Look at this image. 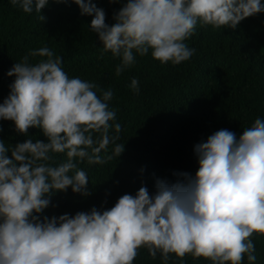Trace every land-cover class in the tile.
<instances>
[{"label":"clouds","instance_id":"obj_1","mask_svg":"<svg viewBox=\"0 0 264 264\" xmlns=\"http://www.w3.org/2000/svg\"><path fill=\"white\" fill-rule=\"evenodd\" d=\"M25 13L42 14L49 0H10ZM67 2V0H57ZM81 15L93 18L103 51L120 59L116 75L136 63V55L178 65L196 49L186 41L198 22L235 29L247 17L264 13L262 0H127L106 23L105 11L93 0H73ZM44 19L43 15L40 17ZM30 57H40L34 63ZM63 59L49 47L30 50L7 73L15 75L10 93L0 103V120L16 130L42 129L47 142L28 139L15 146L0 140V264H133L140 247L163 264L169 254L210 259L212 264H249L257 259L253 233L264 235V118L257 117L237 138L220 129L194 146L195 176L180 172L174 183L158 179L156 191L141 187L122 195L114 206L74 216L42 215L52 195L67 191L89 195L88 175L77 167L112 159L121 124L109 107L111 89L69 77ZM139 93V81L129 85ZM97 92L100 95H97ZM93 133L99 135L94 139ZM10 153V157L8 155ZM52 153L66 154L56 165ZM183 264V262H182Z\"/></svg>","mask_w":264,"mask_h":264},{"label":"trees","instance_id":"obj_2","mask_svg":"<svg viewBox=\"0 0 264 264\" xmlns=\"http://www.w3.org/2000/svg\"><path fill=\"white\" fill-rule=\"evenodd\" d=\"M106 13V23H115L114 14L127 0H93ZM264 3V0H262ZM43 15L44 19L40 17ZM93 17L81 15L73 0H49L41 13L23 12L10 0H0V103L9 95L15 75L7 73L30 50L49 47L63 59L69 77L92 81L114 93L109 107L116 112L121 131L116 144L124 145L120 156L110 142L105 163H78L88 175L89 195L58 191L42 215L103 211L115 205L124 194L135 195L141 187L149 194L156 191L158 179L174 183L177 173L195 176L199 168L194 151L197 143L220 129H228L239 138L257 117L264 118V13H258L231 27L196 25L186 43L196 49L194 55L178 65L162 64L151 56L136 55V63L116 75L120 59L103 51L97 33L90 29ZM41 59L30 57L31 62ZM139 81V93L131 87ZM99 96L100 93L97 92ZM98 133H93L94 139ZM32 139L47 142L42 129L30 127L28 133L16 130L11 120H0V140L6 146ZM10 157V153H8ZM53 163L66 161L64 153H52ZM255 264H264V235L253 233ZM167 264H212L204 257L169 254ZM133 264H163L160 253L153 258L146 247L138 249ZM230 264V262H229ZM242 264H249L245 256Z\"/></svg>","mask_w":264,"mask_h":264}]
</instances>
